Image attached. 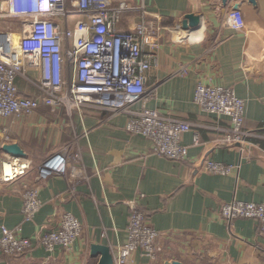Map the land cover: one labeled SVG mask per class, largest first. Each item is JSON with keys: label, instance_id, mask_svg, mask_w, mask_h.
Wrapping results in <instances>:
<instances>
[{"label": "crops", "instance_id": "crops-1", "mask_svg": "<svg viewBox=\"0 0 264 264\" xmlns=\"http://www.w3.org/2000/svg\"><path fill=\"white\" fill-rule=\"evenodd\" d=\"M112 2L128 5L119 14L120 31L131 30L142 20L158 26L154 49L158 64L147 80L152 92L131 106L157 108L191 121L200 143L194 144V131H188L183 136L189 145L186 159L160 155L153 151L150 138L127 129L125 112L98 103L72 112L42 104L33 114L13 121L9 140L5 128L11 119L0 116V145L16 141L32 161L24 177L11 182L0 177V235L2 224L22 223V192L26 185L39 182L37 166L64 148L69 150V169L41 184L43 205L33 221L22 223V232L34 237L55 226L60 205L84 226L69 249L58 247L50 253L35 245L22 255L5 257L6 264H98L100 257L91 255V243L111 246L126 240L129 203L134 199L160 231L161 250L155 259L136 251L127 264H164L173 259L184 264H264V234L258 221L241 217L227 222L219 211L221 203L234 197L264 202V0ZM236 3L245 19L239 30L229 25ZM186 13L200 15L201 25L184 29ZM80 17L72 14L70 24ZM56 20L62 22L60 17ZM23 22L24 17L11 14L8 0H0V33H10L16 43ZM181 67L186 73L179 71ZM199 81L232 86L246 99L245 126L254 132L246 143L219 142L231 122L228 116L203 111L194 101ZM17 86L22 95L36 92L23 76L17 78ZM77 151L82 164L74 159ZM206 157L239 167L231 174L213 173L202 166Z\"/></svg>", "mask_w": 264, "mask_h": 264}, {"label": "built area", "instance_id": "built-area-1", "mask_svg": "<svg viewBox=\"0 0 264 264\" xmlns=\"http://www.w3.org/2000/svg\"><path fill=\"white\" fill-rule=\"evenodd\" d=\"M8 1L11 14L24 17V22L17 44L10 33H0V116L11 119L5 128V140H9L15 119L33 114L42 104L62 106L72 112L98 103L111 111L125 112L127 129L150 138L154 152L174 160L187 158L189 145L183 142V136L193 130L191 121L157 108L131 106L137 98L152 92L147 80L148 72L158 64L155 23L142 20L135 28L120 31L119 14L128 5H115L112 0ZM72 14L81 15L73 25L69 22ZM229 25L236 30L245 26L240 9H231ZM179 71L186 73V68ZM19 76L31 82L36 88L34 94L18 92ZM194 101L207 113L229 117L231 124L219 142L243 144L254 134L245 126L247 101L237 95L234 87L199 81ZM193 131V143L198 144L200 133ZM69 156V150L64 148L37 166L39 182L26 185L22 192V223L33 221L43 205L41 184L54 174L67 173ZM0 158V177L4 181L24 177L32 167L27 157L6 154ZM74 159L82 164V153L75 152ZM202 166L213 173L231 174L239 164L206 157ZM97 172L100 173L98 169ZM59 198H63L62 194ZM219 211L227 222L241 217L256 219L264 234V202L234 197L221 203ZM22 223L15 227L1 225L0 264H6L5 257L22 255L35 245L50 253L58 247L69 249L84 229L82 221L61 205L55 226L41 229L34 237L23 234ZM159 237L160 231L149 222L137 200L130 201L126 240L111 245L114 263H129L136 251L155 259L161 250Z\"/></svg>", "mask_w": 264, "mask_h": 264}, {"label": "water", "instance_id": "water-1", "mask_svg": "<svg viewBox=\"0 0 264 264\" xmlns=\"http://www.w3.org/2000/svg\"><path fill=\"white\" fill-rule=\"evenodd\" d=\"M255 3L256 0H250ZM239 4L236 3L233 9H239ZM181 25L184 29H195L201 25V17L195 13H186L182 19ZM0 151L15 157H27V152L24 148L16 141H4L0 145ZM3 171V161L0 158V173ZM91 255L99 256L98 264H115L111 246L106 243L93 242L90 246ZM164 264H184L178 259L168 260Z\"/></svg>", "mask_w": 264, "mask_h": 264}, {"label": "bare ground", "instance_id": "bare-ground-1", "mask_svg": "<svg viewBox=\"0 0 264 264\" xmlns=\"http://www.w3.org/2000/svg\"><path fill=\"white\" fill-rule=\"evenodd\" d=\"M21 28V27H20ZM17 42H18V39H17ZM17 42H16V44H17ZM6 169L8 170L9 169V165L8 164H6Z\"/></svg>", "mask_w": 264, "mask_h": 264}]
</instances>
